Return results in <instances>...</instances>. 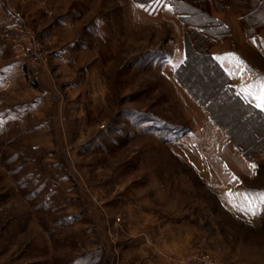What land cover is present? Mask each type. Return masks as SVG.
I'll use <instances>...</instances> for the list:
<instances>
[{"label": "rangeland", "instance_id": "1", "mask_svg": "<svg viewBox=\"0 0 264 264\" xmlns=\"http://www.w3.org/2000/svg\"><path fill=\"white\" fill-rule=\"evenodd\" d=\"M263 10L0 0V264H264Z\"/></svg>", "mask_w": 264, "mask_h": 264}, {"label": "trees", "instance_id": "2", "mask_svg": "<svg viewBox=\"0 0 264 264\" xmlns=\"http://www.w3.org/2000/svg\"><path fill=\"white\" fill-rule=\"evenodd\" d=\"M134 2L144 8L150 9L154 6H163L170 5L177 14L181 17L184 24L188 27L187 32L185 33V52H186V60L189 59V53L192 50L198 49L201 43H204V51L210 58L212 56L208 53V49L210 46L215 43V41L222 40L226 38L228 35L226 34V30L228 29L222 21L216 19L210 12L211 5H215L217 7H231L237 11L243 12L241 16V26L244 31L247 33V36H256L258 35V26L255 25L252 21L251 15L258 14L259 7L264 9V0H250L253 7H249L247 9L246 0H134ZM250 4V5H251ZM264 11V10H263ZM260 11V16L263 20H261L260 25H264V12ZM205 54V55H206ZM214 61V60H213ZM215 63V61H214ZM213 63V64H214ZM215 66H219L217 63ZM222 70V69H221ZM224 74V71L222 70ZM227 92L230 93L232 100H237L245 107L251 106L244 99L238 96V93L234 91L232 86L226 84ZM237 93V94H236ZM200 100V97H197ZM211 119L221 128L226 130V133L233 141V143L241 148V143H238L236 140L232 138L231 133L225 128L220 122H218L216 116L210 111L209 108L205 107Z\"/></svg>", "mask_w": 264, "mask_h": 264}, {"label": "built area", "instance_id": "3", "mask_svg": "<svg viewBox=\"0 0 264 264\" xmlns=\"http://www.w3.org/2000/svg\"><path fill=\"white\" fill-rule=\"evenodd\" d=\"M29 50V48H28ZM201 264H214L209 254H204L201 257Z\"/></svg>", "mask_w": 264, "mask_h": 264}, {"label": "crops", "instance_id": "4", "mask_svg": "<svg viewBox=\"0 0 264 264\" xmlns=\"http://www.w3.org/2000/svg\"><path fill=\"white\" fill-rule=\"evenodd\" d=\"M212 55H213V57H214L216 60H218L216 54H212ZM219 63H220V62H219Z\"/></svg>", "mask_w": 264, "mask_h": 264}, {"label": "snow or ice", "instance_id": "5", "mask_svg": "<svg viewBox=\"0 0 264 264\" xmlns=\"http://www.w3.org/2000/svg\"><path fill=\"white\" fill-rule=\"evenodd\" d=\"M260 98H261V99H264V96H261ZM252 167L254 168V167H255V165H252Z\"/></svg>", "mask_w": 264, "mask_h": 264}]
</instances>
